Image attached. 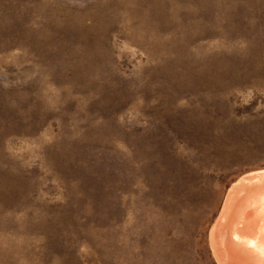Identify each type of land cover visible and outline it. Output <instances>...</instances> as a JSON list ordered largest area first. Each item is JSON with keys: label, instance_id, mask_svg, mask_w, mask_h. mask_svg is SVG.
<instances>
[{"label": "rangeland", "instance_id": "rangeland-1", "mask_svg": "<svg viewBox=\"0 0 264 264\" xmlns=\"http://www.w3.org/2000/svg\"><path fill=\"white\" fill-rule=\"evenodd\" d=\"M262 171L264 0H0V264H221Z\"/></svg>", "mask_w": 264, "mask_h": 264}, {"label": "bare ground", "instance_id": "bare-ground-1", "mask_svg": "<svg viewBox=\"0 0 264 264\" xmlns=\"http://www.w3.org/2000/svg\"><path fill=\"white\" fill-rule=\"evenodd\" d=\"M227 188L222 215L211 228L214 238L227 239L213 238L214 255L221 264H264V171L248 172Z\"/></svg>", "mask_w": 264, "mask_h": 264}]
</instances>
